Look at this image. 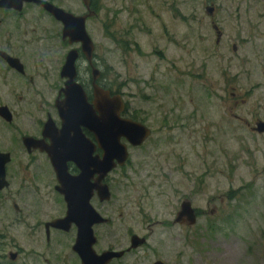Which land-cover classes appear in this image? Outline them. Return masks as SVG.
I'll list each match as a JSON object with an SVG mask.
<instances>
[{"label": "rangeland", "instance_id": "374dc122", "mask_svg": "<svg viewBox=\"0 0 264 264\" xmlns=\"http://www.w3.org/2000/svg\"><path fill=\"white\" fill-rule=\"evenodd\" d=\"M48 1L72 13L82 11L78 0ZM93 4L98 15L85 22V31L95 46L101 81L118 88L122 101L131 109L137 108L139 117L147 118L145 124L153 129L145 146L129 157L139 164V176L128 180L132 188L114 184L105 216L114 219L121 210L125 221L118 223L120 228L131 227L138 235L148 227L153 231L150 244L157 247L153 249H157L158 259L169 264H264V132L255 135L245 126L257 100L258 116L264 115V0H93ZM210 5L215 9V23L224 32L218 45L214 37H206L211 27L205 8ZM18 19L19 28L26 33L23 36L37 39L22 49L28 69L41 58L45 62L39 66L47 65V57L53 63L55 50L64 52L59 24L45 13L24 7ZM138 21L145 26L129 32L136 46L125 50L114 46L112 36L125 34ZM5 23L0 26L1 35L15 29L12 18ZM235 27L239 29L233 37ZM126 38L128 41V35ZM166 43L169 47L162 61L158 55ZM191 63L199 69L204 65L209 88L202 85L203 79L194 82L187 75L178 86H164L160 73L166 65L175 64L186 72ZM49 82L35 79L26 90L24 83L22 92L11 86L26 99L43 95L48 100L54 95ZM1 83L0 103H14L15 97L11 99L7 93L11 82ZM231 94L243 103L222 116L223 104L218 97L230 98ZM233 100L231 97L230 105ZM16 102L18 106L22 103ZM157 127L168 130L156 134ZM181 127L185 130L178 131ZM10 133L0 123V148L12 147ZM180 138L182 143L178 144ZM49 175L42 164L34 166L20 151L14 152L6 173L9 186L0 192V264L72 259V229L67 233L49 231L48 242L44 239L42 223L63 214ZM126 176L131 178L128 169ZM191 187L190 201L198 211L193 236L190 230L181 232L169 225L179 194L190 197ZM148 219L159 223L149 227ZM110 225L100 229L102 236L95 249L112 245L113 235L105 234L108 229L115 231L116 224ZM9 252L16 254L12 261ZM139 257L129 256L125 264H150L153 259L151 255Z\"/></svg>", "mask_w": 264, "mask_h": 264}, {"label": "flooded vegetation", "instance_id": "af4514ba", "mask_svg": "<svg viewBox=\"0 0 264 264\" xmlns=\"http://www.w3.org/2000/svg\"><path fill=\"white\" fill-rule=\"evenodd\" d=\"M44 1H47L50 4L54 5L48 0H44ZM78 1L82 9V11L79 13H72L56 5L54 6L60 8L66 13L71 14L74 17H83L84 18L83 26L85 30V22H87L90 18L97 17L98 9L97 7L94 6L93 0H88L87 6H85L81 0H78ZM24 7H29V8L36 7L39 11H41L42 13H45L47 16H49L50 19L58 23L59 24V37H60L59 40H60V43L63 44L64 47H66L62 54H58L59 51L57 50L53 51L55 52L53 53L54 54L53 63H49V57H47L46 59L47 65L43 63L42 66H39L41 65L42 62H45V58L43 59L41 58L39 59L38 65L37 63L34 64L31 70L28 69L26 62L23 59V55L21 54H22V49L24 45L26 44L30 45L32 43H36L37 39L33 38L34 40L32 41V40H29V38H25V36H23V34H26L25 31L24 30L21 31V28H19L18 17L21 16ZM208 8H210L211 12L209 15L206 16V18L208 20V24L211 27V32H208L206 34L207 35L206 37L208 38L214 37V44L218 45L219 41L224 38V34H223L224 32L215 23L214 7L210 5ZM10 18L13 19L12 28L13 29L15 28V29L13 32L5 31L3 35L0 34V53L4 54L10 60H14V63H13V67L9 66L7 60L0 55V76H1L0 81L3 82L1 83L2 86L9 85L8 82H11L9 88L7 89V93L11 94L10 96L11 99L15 97L14 99L16 100L14 103H17L16 101H19L22 103L19 106L15 105L14 103H11V104L0 103V107H3L6 109L7 118H8L7 120L6 118L0 117V123L6 129L11 130L8 140H9V145H12V147L5 145L4 147L6 148H0V156L6 155L8 158V160L3 165L4 180L6 182V186L2 188L0 192L7 189L9 186V182L6 178V173L7 171H9L10 164L13 161L14 152L20 151L26 157L27 161L34 164V166H41L42 164V166H44L48 170V173L50 174L49 177L51 176V181H52L51 190L56 195V197L62 203V206H63V211H62L63 214L61 216L54 217L42 223V229H43L45 242H48L49 240L48 239L49 231L67 233L69 230L72 229L74 231V239H75L76 228L73 223L69 224L67 231H62V230L54 229V228H48L46 230L44 225L54 219H60L64 217L65 212L67 210V206H66L67 204H66V201H64V195L62 194V192L66 193L67 196L71 197L74 193L78 191V186H79V190L84 195L86 194L87 189H89L90 196L88 199V204L94 210V212L98 214V216H100L106 221L102 223H95V224H92L91 226L92 235L95 239L92 245V249L95 254H101L104 251H112L116 253H121L120 256L112 258L107 264H125L129 256H135L137 254H140V257H139L140 259H145L146 256L151 255L153 259L150 261V264H156L157 262L159 264H169L166 261H161L160 259H158L156 255L158 251L157 249H153L157 247H154L153 245L150 244V239L153 236L152 235L153 231L148 230V227L145 226L146 231L143 235H138L132 231L131 227H125L124 229L120 228L119 225L121 224H118V223L125 221V218L123 217V212L121 210L118 211L117 216L114 219L111 216L109 218L105 216L108 214H107V209L104 207L106 206V204L108 203V201H110V198L112 197L114 184L117 186H120L121 189L132 188L133 183L131 184L128 183V180H134L135 178L139 176V168H140L139 164L138 163L134 164L132 162V159H129V157L131 156L134 150L140 151L145 146L146 141H148L152 137L153 129H151L148 125L145 124V120L147 118L143 117V119H141L139 117V114H138L139 112L137 111L138 110L137 108L134 107L131 109L127 104H125L122 101V111L119 113V117L122 119H128L132 122L141 124L142 126L146 127L149 130V134L142 141V143L138 146H131L125 141L124 138H120L119 139L120 143L126 146V151H127L126 160L123 162L122 165L120 166L115 165L102 178H99V174L96 168V165L99 164V161L102 160V149L98 145L99 140L88 128H85L83 126H79V131L81 135H79L78 133V135L75 136V135H72V133L68 132L67 134H64V137H63L61 134H59V130L61 127V119L58 115V111L56 108V105L58 106L64 98L62 90L64 89V83L68 79L61 77L60 72L64 64V61H65V56L67 52L69 51L75 52V58L73 60L72 81L75 85L79 86L80 90L78 92L84 95L85 101L87 104L90 105V108L94 109V106L92 104L94 100L93 86H95V88L97 89L107 91L109 96L119 95L122 99L121 92L118 88L112 89L102 83L101 81L102 74L99 70L98 63L95 60L96 56L94 53V50H95L94 43L92 42L90 37L87 35L92 44L91 57H90V61L88 62V60H86L85 56L81 52L80 43L79 42L68 43L67 38L62 39L61 23L56 21L50 14L44 11L40 6L32 2H22L21 9L19 11H16L12 8H1L0 7V26L5 25L6 24L5 22H7L8 19ZM155 18L157 17H154V19ZM135 23L137 25L134 24L130 26V28H128V32H126L125 34L120 35V36H117L118 34L112 36V42L114 46H116L118 49H123V50L129 49L130 45L136 46V44L132 43L133 41H131L129 37V32L132 31L133 29L141 30L145 25H144V22L142 21H138ZM140 23L142 24L141 27L139 25ZM238 29L239 27H235L232 29L233 37L236 34L235 31ZM127 35H128V41L126 38ZM171 40L172 42L170 43L174 46V48H178V45L175 43V41L173 39ZM163 46L165 48H162V50L159 51V55H158L162 61L164 60V57H163L164 52L169 47V45L167 44L166 46L165 45ZM230 49L231 51L234 52L235 46L232 45ZM257 59L258 57H256V60ZM18 67H20L19 70H18ZM201 67L203 69L204 65H202ZM92 68L95 69V71L97 72V76L94 80L91 77ZM202 69H199V65L196 64V66H194V64L191 63L189 65V68L185 72V71H182V68L178 69V67L175 64H172L171 66L166 65V67L163 69L160 75L163 79V84L164 86H166L167 89L172 86L174 87L178 86L179 80H181L184 75L190 76V78L194 82H198L199 79L201 80L203 79L202 85L209 88L211 84L209 80L205 78L207 77L205 76V68L203 70ZM48 70H51V73H49ZM256 71L258 75V65H257ZM223 72H224V69H223ZM35 79H40L43 82L51 81L49 82V86L50 87L52 86V90L54 89V95L51 96L50 99L44 100V96L39 95L40 102L36 103L37 100L39 99V96L37 97V99L33 97H29L28 99H26V96L24 95L22 96L20 94L18 95V92L15 91V89H13V87L11 86V85L17 86L18 88L21 89V92H22L24 90V83L26 84V88H25L26 90L34 84ZM231 97L234 98L232 105L229 104ZM230 98H228L225 95L218 97V99L223 104V107L221 109L222 116L227 115L226 113L230 109L236 108L238 104L243 103L242 100L235 99L236 97L234 94H231ZM35 111H38L37 117L34 116V113H36ZM94 115L98 116V113L94 111ZM23 117H26L25 119L28 120V123H29L28 126L24 125L25 122H24ZM233 117L235 119H238V117L236 116H233ZM258 124H264V115L258 116V100H257L256 106H255V112L249 113V119H248V122L245 123V126H247L248 130L252 134L257 135V134H260L257 132ZM162 126H165V123H162ZM154 130L156 134H159V133H162L168 130V128L157 127ZM170 130L171 129H169V131ZM180 130H185V127H181V129H178V131ZM178 134L181 135L182 133H178ZM70 136H72L71 140H72V146L74 149L71 152H68V151L66 152L64 148V144H65L64 142L66 140H69L68 137ZM88 143L90 144V146L88 145ZM177 143L181 144L182 139L181 138L177 139ZM14 147L16 148V150L14 149ZM87 147L90 150V152L86 151ZM144 156L145 155H143L142 157ZM178 161L180 165L182 166L183 161H182L181 155L179 156ZM52 164H54L55 166H59L61 173L62 174L65 173L66 176L68 177H76L80 172H82V177H81L82 181H80L82 184L77 185V183L72 182L67 185L65 184V186L62 187L61 183H59L58 181V178L56 176V173L54 171ZM77 164H83V167L85 166V168H83V170L80 171L77 168ZM127 169L130 171L131 178L126 176ZM35 170L37 172H40L39 170H37V168ZM103 184L106 185V188L109 193L108 200H102L97 190L98 186L103 185ZM33 187H35V184ZM189 190H190V194H189L190 197H186L181 193L179 194L176 207L172 209V215H171L172 219H170L169 225L176 226L177 228H179L181 232L183 229L190 230L191 236H193L194 234L193 230L197 226V219H198L197 212L198 211L196 208L192 207V204L190 201V199L193 196L192 187ZM35 191L36 193L39 192V187L37 186V183H36ZM186 204H188L187 210H188V213H190L188 215H186L185 213L182 214L183 209L181 208V206H183L184 208ZM12 207L14 210H16V206L14 204L12 205ZM148 222H151V223H147L149 227L151 225L159 223L156 219L154 220L148 219ZM115 224H116V227H115ZM107 225L108 226L114 225L115 227V231L108 229L106 231L107 234H105L107 237L108 236L111 237L113 235L112 236L113 243H111L112 245L106 246L103 250H97L95 249L96 244L100 242L99 238H101L102 236L100 229ZM132 237H135L138 240H140L137 242L140 244L133 247L131 243ZM74 239H73V242H74ZM73 242L69 247L71 253L73 254L70 262L68 261V259L64 261L63 257H57L58 259L55 258L51 262L47 261L46 259H43V264H80L79 257L71 250ZM10 253L11 252L8 253V258H9ZM15 257H16V254H15ZM127 264H130V263H127Z\"/></svg>", "mask_w": 264, "mask_h": 264}, {"label": "water", "instance_id": "95a60500", "mask_svg": "<svg viewBox=\"0 0 264 264\" xmlns=\"http://www.w3.org/2000/svg\"><path fill=\"white\" fill-rule=\"evenodd\" d=\"M82 3L87 6L88 0H81ZM22 2H32L40 6L44 11L50 14L56 21L60 22L61 37L67 38L68 43L79 42L82 54L85 56L88 62L90 61L92 44L87 34L85 33L83 26V17H74L69 13L64 12L60 8L50 4L44 0H0L1 8H12L16 11L21 9ZM205 12L210 14V8L206 7ZM0 55L5 58L8 65L13 67L14 60H10L4 54ZM75 58V52L69 51L65 56L64 64L61 68L60 76L67 78L64 83V89L62 90L64 98L57 106L58 115L61 119V127L59 134L64 137V134L72 133V135H81L79 126L88 128L99 140L98 145L102 149V160L96 165L99 178H102L111 168L115 165H122L127 158L126 146L120 143L119 139L124 138L125 141L131 146H138L148 136L149 130L139 123L132 122L128 119H122L119 117V113L122 111V99L119 95L109 96L105 90L97 89L93 86L92 102L94 109L90 108V105L86 103L85 97L78 85H75L72 81L73 78V60ZM15 66V65H14ZM20 67H18L19 70ZM97 76L95 69H91V77L94 80ZM94 111L98 113V116L94 115ZM0 117L7 118L6 109L0 107ZM258 133L264 132V124H258ZM64 143L66 152H71L74 148L72 146V136L68 137ZM66 138V139H68ZM90 146V144L88 143ZM84 150V149H83ZM86 151L90 152L88 147ZM82 158V157H81ZM86 158V157H85ZM0 190L6 186L4 180L3 165L8 160L7 156H0ZM53 168L61 186L65 184L77 183L82 184L80 181L82 172L76 177H68L66 174H62L59 166ZM57 165V164H56ZM77 168L82 171L83 164H77ZM63 171V170H62ZM62 174V175H61ZM81 186V185H80ZM100 198L102 200H108L109 193L106 185H100L97 188ZM64 195V201H66L67 210L63 218L54 219L44 225L46 230L48 228L59 229L67 231L69 224L73 223L76 228V235L71 247V250L79 257L80 264H107L112 258L120 256L121 253L112 251H104L101 254H95L92 245L95 241L92 235V224L106 222L103 218L98 216L94 210L88 204L90 196L89 189H87L84 195L78 186V191L71 197ZM188 204L183 208V213L190 214L187 210ZM138 240L132 237L131 243L135 247L140 243ZM15 254L10 253L9 259L13 260ZM156 264H159L158 262Z\"/></svg>", "mask_w": 264, "mask_h": 264}]
</instances>
